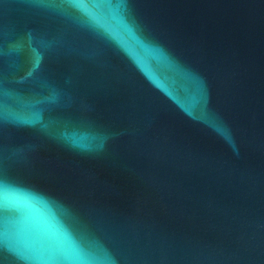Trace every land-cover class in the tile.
I'll return each instance as SVG.
<instances>
[{
	"label": "water",
	"instance_id": "95a60500",
	"mask_svg": "<svg viewBox=\"0 0 264 264\" xmlns=\"http://www.w3.org/2000/svg\"><path fill=\"white\" fill-rule=\"evenodd\" d=\"M0 264H264V0H0Z\"/></svg>",
	"mask_w": 264,
	"mask_h": 264
}]
</instances>
